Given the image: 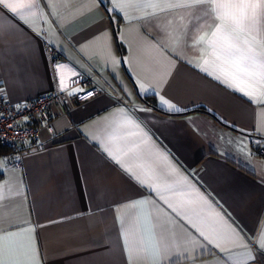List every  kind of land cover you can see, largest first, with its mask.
Returning a JSON list of instances; mask_svg holds the SVG:
<instances>
[{"label": "crops", "instance_id": "obj_1", "mask_svg": "<svg viewBox=\"0 0 264 264\" xmlns=\"http://www.w3.org/2000/svg\"><path fill=\"white\" fill-rule=\"evenodd\" d=\"M51 3V9L44 7L45 14H55L49 15L51 23L37 20L36 31L0 6V16L8 20L0 32V90L20 102L59 87L52 72L55 63L69 66L66 80L71 71H98L96 80L106 91L74 107L54 105L52 125L40 127L20 163L12 151L0 153V182H6L5 202L10 205L2 227L7 229L9 222L24 225L12 230L20 231L16 240L23 250L35 245L39 264H248L247 249L234 247L229 234L219 241L228 252L207 244L107 156L103 131L122 120L121 109H126L149 134L146 147L170 153L183 177L249 242L254 264H264V252L253 247L264 233V105L251 103L186 62L201 57L185 36L198 22L188 16L180 19L186 11L182 9L144 20L109 13V0L107 7L96 0ZM126 11L130 17L145 14L135 8ZM149 20L179 36L181 56L166 53L171 75L158 91L182 108L180 113L160 105L155 95L151 104L138 94L134 80L151 84L158 58L148 45L166 38L160 28L148 26ZM104 35L113 56L127 64L111 63L101 55ZM9 186L15 191L9 192ZM179 187L187 190L184 184ZM139 200L154 206L135 209L136 230L143 239L137 252L131 250L126 221L129 205ZM161 246L169 249L170 259L160 254ZM185 247L187 259L173 255Z\"/></svg>", "mask_w": 264, "mask_h": 264}, {"label": "snow or ice", "instance_id": "obj_2", "mask_svg": "<svg viewBox=\"0 0 264 264\" xmlns=\"http://www.w3.org/2000/svg\"><path fill=\"white\" fill-rule=\"evenodd\" d=\"M96 2L104 4L106 0H96ZM109 2L113 4V7L107 11L109 13L123 12L125 19L148 20L149 17H157L160 13L177 9L186 10L179 14V18L188 16L198 23L194 31L186 32L185 36L191 41V47L199 49L201 53L200 59L192 61L185 58L186 62L191 63L193 67L234 93L247 97L251 103L264 105V0H109ZM0 6L12 14V19L22 22L33 31L37 30L35 27L37 20L49 24L51 23L49 15H55L51 11L45 14L44 11L45 6L51 9V0H0ZM127 8L144 10L145 14L141 17H130L126 11ZM148 9L151 11H147ZM164 19L167 24L172 23V18ZM7 23V18L0 16V32ZM148 26L160 28L166 38L159 40L156 44L148 45L149 48L158 52V58L153 61L155 67L151 84L146 86L144 82L134 80L138 94L146 96L151 93L158 97L160 105L166 106L171 112L180 113L183 109L158 91V88L168 84V77L171 75L168 68L172 66V61L166 53L174 54L178 58L181 56L176 47L181 43L179 36L169 32L166 26L151 20ZM209 28L210 32L205 31ZM102 39L104 43L101 55L111 63L127 64L128 61L118 60L113 56L107 35H104ZM153 39L156 38L153 37ZM69 70L68 65L55 63L52 65L54 79L58 81L61 91H65L68 87L64 73ZM71 75L77 76L78 73L71 71ZM67 94L87 99L94 93L83 89H73ZM121 114L122 120L114 121L103 131L107 144L104 152L107 156L149 194L155 193L177 216L185 219L207 244L214 245L221 252H228L229 248L223 247L219 242L227 233L234 247L247 249L245 253L247 262L254 264L255 255L249 247V242L223 219L221 213L213 209L211 202L203 193L192 186L186 177H183L169 159L170 153L147 148L149 134L132 115L127 113L126 109H121ZM27 119L28 117H25V120ZM18 126L8 125L10 129ZM245 150L246 147H241V151ZM180 184L186 185L187 190L179 187ZM5 187L6 182H0V264H39L35 245L32 244L26 251L23 250L16 240L21 234L20 231L12 230H22L25 226L9 222L7 229L2 227L5 222L4 214L10 207L5 202L8 199L4 193ZM8 191L12 192L15 189L9 186ZM173 197L176 198L175 203H173ZM150 203L154 206V202L148 200H139L129 205L132 211L126 222L131 250L139 252L143 247V239L135 226V209ZM205 207L208 209L207 212L204 211ZM14 244L15 247H13ZM253 247H256L258 252H264V233L257 237V243ZM158 251L164 257L171 258L166 246H161ZM173 255H183L187 259V248L185 247L182 253L175 252ZM153 264L157 262L154 261Z\"/></svg>", "mask_w": 264, "mask_h": 264}, {"label": "built area", "instance_id": "obj_3", "mask_svg": "<svg viewBox=\"0 0 264 264\" xmlns=\"http://www.w3.org/2000/svg\"><path fill=\"white\" fill-rule=\"evenodd\" d=\"M77 73V76L70 75L67 78L68 87L65 91H61L59 86L20 102L12 101L6 92L0 90V143L18 155L17 163L21 162L23 149L38 137L40 127L52 125L54 105L74 107L106 91L96 80L98 71L91 74L82 71ZM73 89L92 91L94 94L87 99L69 96L67 93ZM25 117L28 119L25 120ZM9 124L19 126L10 129Z\"/></svg>", "mask_w": 264, "mask_h": 264}, {"label": "trees", "instance_id": "obj_4", "mask_svg": "<svg viewBox=\"0 0 264 264\" xmlns=\"http://www.w3.org/2000/svg\"><path fill=\"white\" fill-rule=\"evenodd\" d=\"M105 5V3H104ZM106 6V5H105ZM107 7V6H106ZM115 28H114V31H115V35L117 37V41H118V44L122 50V52H124V47H123V43L119 40L118 38V30H119V25L118 24H115ZM144 98L145 101H147L148 103H155L156 101V97H153V95L149 94V95H146V96H142ZM264 138V137H262ZM254 148L258 151L260 150L258 147H256V145H253ZM9 151H11V148L6 146V145H3L0 143V153H8ZM264 151V150H263Z\"/></svg>", "mask_w": 264, "mask_h": 264}]
</instances>
